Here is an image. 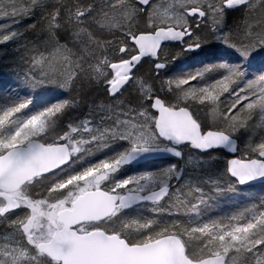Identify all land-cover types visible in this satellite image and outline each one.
<instances>
[{"label": "snow or ice", "instance_id": "6c2138e0", "mask_svg": "<svg viewBox=\"0 0 264 264\" xmlns=\"http://www.w3.org/2000/svg\"><path fill=\"white\" fill-rule=\"evenodd\" d=\"M0 76V264H264V0H0Z\"/></svg>", "mask_w": 264, "mask_h": 264}, {"label": "rangeland", "instance_id": "374dc122", "mask_svg": "<svg viewBox=\"0 0 264 264\" xmlns=\"http://www.w3.org/2000/svg\"><path fill=\"white\" fill-rule=\"evenodd\" d=\"M184 61V58H182V62ZM188 63H191L190 61ZM147 66V65H145ZM183 66V63L181 64H177L176 67H181ZM0 86H4V87H9L11 86V81L9 79H6L2 76H0ZM239 147L241 149H243V142L242 141H238ZM214 155H216L217 158V165L218 167H220L221 169L223 168V166L226 164V161L228 159H230V157L225 153V152H220V153H214ZM251 194L253 195H262L264 196V184L263 185H259V186H255L254 188H252L250 190ZM247 195H249V193H243L242 196L246 197ZM213 213L219 214L222 212H226V211H231V203H221L217 208L212 209L211 210Z\"/></svg>", "mask_w": 264, "mask_h": 264}, {"label": "water", "instance_id": "95a60500", "mask_svg": "<svg viewBox=\"0 0 264 264\" xmlns=\"http://www.w3.org/2000/svg\"><path fill=\"white\" fill-rule=\"evenodd\" d=\"M226 154H227L230 158H233V154H228V153H226ZM259 185H263V184H260L259 182H257L255 186H259Z\"/></svg>", "mask_w": 264, "mask_h": 264}, {"label": "flooded vegetation", "instance_id": "af4514ba", "mask_svg": "<svg viewBox=\"0 0 264 264\" xmlns=\"http://www.w3.org/2000/svg\"><path fill=\"white\" fill-rule=\"evenodd\" d=\"M147 68V66H145L144 68L141 69V71H144Z\"/></svg>", "mask_w": 264, "mask_h": 264}]
</instances>
